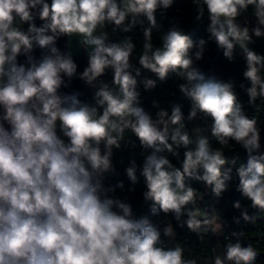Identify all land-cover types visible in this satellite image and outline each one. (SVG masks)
Returning a JSON list of instances; mask_svg holds the SVG:
<instances>
[{"label":"clouds","instance_id":"obj_1","mask_svg":"<svg viewBox=\"0 0 264 264\" xmlns=\"http://www.w3.org/2000/svg\"><path fill=\"white\" fill-rule=\"evenodd\" d=\"M174 2L0 0V264H258L246 232L229 231L216 207L201 206V193L218 201L234 185L264 213V119L247 114L233 80L206 75L197 62L209 41L229 62L238 50L247 105L264 106V54L250 47L264 38V0H191L195 20L209 21L208 38L195 41L179 22L158 21ZM136 31L139 47L129 35ZM81 50L87 63L78 73ZM170 73L190 101L187 116L179 103L169 111L153 100L154 116L142 105L140 87L153 90ZM74 78L93 90L90 101L62 91ZM137 147L142 161L124 169L129 191L139 172L151 214H171L176 227L137 218L126 198L110 195L125 187L105 183L117 174L114 151ZM232 206L255 223L247 205ZM176 228L201 242L222 237V251L191 258Z\"/></svg>","mask_w":264,"mask_h":264},{"label":"trees","instance_id":"obj_2","mask_svg":"<svg viewBox=\"0 0 264 264\" xmlns=\"http://www.w3.org/2000/svg\"><path fill=\"white\" fill-rule=\"evenodd\" d=\"M195 8L191 3V0H175L173 6L167 11L166 19L161 20L159 12L157 13L158 21L162 22L167 28L170 21L179 22L180 26L184 29L185 34L189 35L194 41L198 38H208V33L206 32L207 25L209 23L207 15L203 21L197 22L195 20ZM40 22L37 21V24ZM26 27V26H25ZM111 29V26H109ZM129 35L133 36L134 42L137 43L139 47L140 41L142 39V34L139 31L130 33ZM111 38L116 40L121 38V34L118 33L116 38ZM255 39V38H254ZM66 38H61L58 42V46L63 50L65 48ZM255 51L260 54H264V38L256 39V42L250 45ZM139 51V48L137 49ZM37 57H39V51L36 52ZM23 61V57L20 58ZM74 59L78 64V73L83 71V68L86 66L87 58L83 55H74ZM201 71L206 75H215L218 78L228 81L233 80L235 83V91L237 92L240 100L245 104L247 114L252 116L255 112L257 115H261V119H264V106H257L255 109H252L247 105V95L239 87L241 83L247 85V82L243 79L244 71V60L241 55L238 53L235 56V59L232 62L226 60L222 55V50H219L214 41H209L206 46L204 57L201 61L197 62ZM148 76L152 79L156 77L146 71L142 72V77ZM106 80H110L111 76L103 77ZM179 80H176L173 74H169V77L166 82L157 81V87L150 91H144L142 86L140 87L141 91V100L142 105L149 111L152 112L153 116L155 115L156 109L152 108V101L157 100L160 103V107L168 109L170 111L171 105L173 103H179L182 106V111L185 116H187L190 101L187 100L178 90ZM64 92H73L80 91L82 93V100H91V93L84 89L83 81L79 79H73L68 88L62 89ZM195 124L202 123L200 120L193 122ZM210 123V121H209ZM193 124H188V127L191 128ZM128 135H131L128 133ZM262 137H264V132H262ZM262 145H264V140H262ZM219 147V145H216ZM229 150H236L241 159L243 160L246 156V153L238 145L231 144L228 146ZM141 149L137 147L135 150L131 148H123L119 151H114L113 163L117 169L116 175H110L107 177L105 183L107 185H115L119 181H123L125 187L123 190L117 188L115 193H110V195H115L121 199L126 198V202L132 206L133 214L137 218L141 216H147L152 222L159 224L163 227L167 222L173 223V226L176 227V222L169 214L167 217L161 213L159 216H153L150 212L151 202H145L143 200V191H145L143 177L140 176L139 172L137 173L139 183L135 185V191H129L131 187L130 182L127 176L124 173V169L128 166V162L131 159H136L139 164L142 161V156L140 155ZM123 161V163H121ZM235 175V173H233ZM194 187L201 189L202 192H205L202 185L196 183L195 181H189ZM204 195V202L201 204L202 207L213 206L220 212L221 216L226 221V227L229 231L235 230H244L246 235L244 237L246 244L248 240L253 242V246L257 251L262 254L258 258V264H264V213L256 212L257 210L251 209L250 201H245L240 193L235 191L233 187L223 194V197L218 201H215V198L211 195L210 192L201 193ZM235 201H240L242 208L248 206L249 215H252L254 212L256 216L255 223L245 224L242 219H240V211L233 208V203ZM236 219H240V223L235 222ZM178 232L177 241L181 246H186V251L191 252V258H195L200 261L201 257L213 255L212 249L216 248L217 252H221L223 248V238H213L209 233L208 236L204 239L203 242L199 241L198 238L188 233L187 229L176 228ZM220 239V240H216Z\"/></svg>","mask_w":264,"mask_h":264},{"label":"built area","instance_id":"obj_3","mask_svg":"<svg viewBox=\"0 0 264 264\" xmlns=\"http://www.w3.org/2000/svg\"><path fill=\"white\" fill-rule=\"evenodd\" d=\"M117 35H118V33L113 34L112 36H113V38H116ZM102 79H104V78H102ZM83 87H84V89H85L86 91H88V92H92V91H93V90H92L89 86H87L84 82H83Z\"/></svg>","mask_w":264,"mask_h":264},{"label":"rangeland","instance_id":"obj_4","mask_svg":"<svg viewBox=\"0 0 264 264\" xmlns=\"http://www.w3.org/2000/svg\"><path fill=\"white\" fill-rule=\"evenodd\" d=\"M108 31L111 34V29L110 28H108ZM73 44H75V43H73ZM81 53H82V50L79 53H74V55H82ZM237 53L239 54V51L238 50H237Z\"/></svg>","mask_w":264,"mask_h":264},{"label":"crops","instance_id":"obj_5","mask_svg":"<svg viewBox=\"0 0 264 264\" xmlns=\"http://www.w3.org/2000/svg\"><path fill=\"white\" fill-rule=\"evenodd\" d=\"M73 50H74V51L77 50L75 44H73ZM81 54H82V55L84 54L83 51H82Z\"/></svg>","mask_w":264,"mask_h":264}]
</instances>
